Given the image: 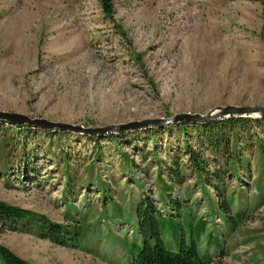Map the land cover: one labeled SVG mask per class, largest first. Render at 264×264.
Returning <instances> with one entry per match:
<instances>
[{"label":"rangeland","instance_id":"obj_1","mask_svg":"<svg viewBox=\"0 0 264 264\" xmlns=\"http://www.w3.org/2000/svg\"><path fill=\"white\" fill-rule=\"evenodd\" d=\"M113 4L110 16L101 0H0V110L97 127L264 105V0ZM246 116L264 137L255 120L262 116ZM0 122V200L69 225L65 244L0 220V244L32 263L127 264L143 242L136 205L144 194L174 215L170 233L179 232L166 193L223 238V252L207 246L218 264H264V167L256 153L248 151L249 171L226 175V193L235 191L233 206L244 215L226 228L220 213L210 214L218 190L210 186L209 199L197 181L179 122L106 133ZM206 242L204 231V249Z\"/></svg>","mask_w":264,"mask_h":264},{"label":"trees","instance_id":"obj_2","mask_svg":"<svg viewBox=\"0 0 264 264\" xmlns=\"http://www.w3.org/2000/svg\"><path fill=\"white\" fill-rule=\"evenodd\" d=\"M101 1L106 12L111 16L114 11L113 0ZM251 120L250 116L231 115L206 122H179L180 129L185 135V147L188 150L191 167L196 172L197 181L202 184L209 199H213L210 186L213 185L218 190V200L213 204L210 214L220 213L226 228L234 227L244 216L239 207L233 206L235 191L226 193L227 186L230 185L226 175H230L231 178L233 173L239 175L240 172L249 171L251 159L248 151L256 153L264 167V137L258 135ZM255 120L264 130V118L257 117ZM188 129L195 134L194 144H191L186 137L189 133ZM177 157L169 172L172 181H177L176 176L180 175V163ZM209 163H212V166ZM163 187L168 190L172 185L165 183ZM258 187L261 189L262 185L259 183ZM164 198L165 202L177 209L179 232L170 233L168 222L178 223L172 218L174 215L163 214L154 198L150 194H144L136 205L137 228L143 237V242L136 245V251L127 264H218L207 246L214 243L223 252V238L213 233L214 230L205 217L197 218V211L191 209V205L187 206L182 198L170 199L166 193ZM182 215L190 225L189 234L183 229L180 220ZM0 220L10 229L36 232L41 237L68 243L69 225L54 222L45 214L0 200ZM204 231H207L206 249L200 245L201 234ZM0 256L3 264H34L4 244H0Z\"/></svg>","mask_w":264,"mask_h":264},{"label":"water","instance_id":"obj_3","mask_svg":"<svg viewBox=\"0 0 264 264\" xmlns=\"http://www.w3.org/2000/svg\"><path fill=\"white\" fill-rule=\"evenodd\" d=\"M249 114H259L264 117V105H235V104H227L225 106H218L212 109L208 113H200V112H180L175 116L170 118H146L143 120H135L130 121L128 123L121 124H108L105 126H97V127H85L79 124H72L69 122H61V121H53L47 118H31L29 115L18 113V112H9L0 110V119H7L13 122H30L38 125H42L44 127H57L60 126L62 129H72V130H80L87 132H100L106 133L112 130H126L131 128H139L149 124H165L172 123L178 121L180 119L186 118L188 120H198L201 122L210 121L216 118H222L230 115H242L246 116Z\"/></svg>","mask_w":264,"mask_h":264},{"label":"bare ground","instance_id":"obj_4","mask_svg":"<svg viewBox=\"0 0 264 264\" xmlns=\"http://www.w3.org/2000/svg\"><path fill=\"white\" fill-rule=\"evenodd\" d=\"M256 115H259V114H256ZM9 121V120H8ZM182 121H189V122H199L198 120H188V119H186V118H183V119H180V120H178V121H175V122H182ZM11 122H13V121H11ZM13 123H16L17 124V122H13ZM153 124V123H152ZM152 124H149V125H152ZM149 125H146V126H144V127H147V126H149ZM153 125H157V124H153ZM57 128H60V126H57ZM140 128V127H139ZM66 130V129H65ZM112 131H114V130H112ZM115 131H120V130H115ZM123 131V130H122ZM89 133H92V132H89ZM93 133H95V132H93ZM97 133H100V132H97Z\"/></svg>","mask_w":264,"mask_h":264}]
</instances>
